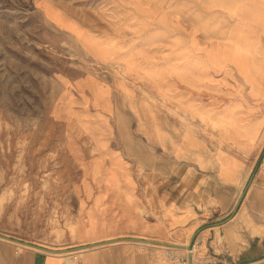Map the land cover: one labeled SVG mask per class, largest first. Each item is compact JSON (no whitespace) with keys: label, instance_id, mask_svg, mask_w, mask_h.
<instances>
[{"label":"rangeland","instance_id":"rangeland-1","mask_svg":"<svg viewBox=\"0 0 264 264\" xmlns=\"http://www.w3.org/2000/svg\"><path fill=\"white\" fill-rule=\"evenodd\" d=\"M247 1L0 0V232L80 264L83 224L163 202L145 158L172 187L192 156L213 171L218 126L197 111L243 96L264 114L237 74L201 82L197 59L232 30L261 33L239 29ZM167 220L169 243L191 237Z\"/></svg>","mask_w":264,"mask_h":264},{"label":"crops","instance_id":"crops-1","mask_svg":"<svg viewBox=\"0 0 264 264\" xmlns=\"http://www.w3.org/2000/svg\"><path fill=\"white\" fill-rule=\"evenodd\" d=\"M240 9L245 27L239 29L261 33L232 30L210 40L209 48L197 55L205 77L201 82H214L217 71L230 77L237 74L254 100H264V0H248ZM198 112L218 126L223 148L204 156L214 160L213 171L210 166L201 169L192 156L190 166L176 169L172 187L167 170L145 158L143 165L152 167L148 170L163 202H117L115 222L83 224L81 236L91 242L86 249L73 251H84L80 264H264V173L258 170L264 150L262 104L241 96ZM245 188L237 212L224 222ZM144 209L155 217L149 219ZM170 213L193 230L186 242L175 243L187 244L195 235L191 251L128 239L169 243ZM60 254L0 237V264H64Z\"/></svg>","mask_w":264,"mask_h":264},{"label":"water","instance_id":"water-1","mask_svg":"<svg viewBox=\"0 0 264 264\" xmlns=\"http://www.w3.org/2000/svg\"><path fill=\"white\" fill-rule=\"evenodd\" d=\"M246 189L241 193L240 197L238 198L237 200V203L235 204L233 210H232V213L230 214V216L224 221L226 222L227 220H229L238 210L245 194H246ZM0 237L2 238H6V239H9V240H15V241H18V242H21L25 245H29V246H33V247H37V248H40V249H43V250H46V251H49V252H58V250H55V249H51V248H46V247H42V246H38V245H35V244H32L30 242H27V241H22L20 239H16V238H12L8 235H5V234H0ZM128 239H133V240H137V241H144V242H148V243H155V244H163V245H166V246H169V247H175V248H182V249H187L189 251H191V248H192V245H193V242H194V239H195V235L192 237V239L190 240L189 244L185 245V244H175V243H162V242H157V241H152V240H143V239H139V238H128ZM113 241V240H112ZM109 242V241H108ZM95 244H92L90 246H93Z\"/></svg>","mask_w":264,"mask_h":264},{"label":"built area","instance_id":"built-area-1","mask_svg":"<svg viewBox=\"0 0 264 264\" xmlns=\"http://www.w3.org/2000/svg\"><path fill=\"white\" fill-rule=\"evenodd\" d=\"M258 170L264 173V150H263L262 155L260 157V161L258 164Z\"/></svg>","mask_w":264,"mask_h":264},{"label":"bare ground","instance_id":"bare-ground-1","mask_svg":"<svg viewBox=\"0 0 264 264\" xmlns=\"http://www.w3.org/2000/svg\"><path fill=\"white\" fill-rule=\"evenodd\" d=\"M188 244V243H187ZM187 244H185V245H187ZM82 249H86V248H81V249H79V250H82ZM55 250H58V252H51V253H61L60 252V250L59 249H55ZM63 250H65V249H63ZM68 250V249H67ZM78 251V250H77ZM65 253L67 252V251H64ZM69 252H73V251H69ZM68 253V252H67Z\"/></svg>","mask_w":264,"mask_h":264}]
</instances>
